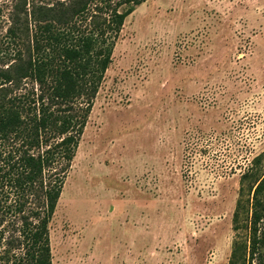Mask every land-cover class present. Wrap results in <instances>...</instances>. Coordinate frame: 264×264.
Listing matches in <instances>:
<instances>
[{
    "label": "rangeland",
    "instance_id": "rangeland-1",
    "mask_svg": "<svg viewBox=\"0 0 264 264\" xmlns=\"http://www.w3.org/2000/svg\"><path fill=\"white\" fill-rule=\"evenodd\" d=\"M69 1L0 0V68L11 38L31 43L41 17L26 13ZM263 176L264 0H145L124 19L70 162L51 263L260 264ZM255 228L264 235V215Z\"/></svg>",
    "mask_w": 264,
    "mask_h": 264
},
{
    "label": "trees",
    "instance_id": "trees-1",
    "mask_svg": "<svg viewBox=\"0 0 264 264\" xmlns=\"http://www.w3.org/2000/svg\"><path fill=\"white\" fill-rule=\"evenodd\" d=\"M143 1L70 0L38 5L25 15V19L41 17L33 19L31 43L20 41L19 45L11 38V61L0 68L2 264H52L49 223L64 179L120 28ZM100 13L107 15L97 19ZM81 17L89 21L83 24ZM16 29L15 24L8 29L10 36L15 37ZM24 79L37 85L36 93L13 91ZM261 190L264 176L253 192L251 239L252 255L256 252L264 264V250L257 248L264 247V235L257 236L255 228L264 215V201L258 197Z\"/></svg>",
    "mask_w": 264,
    "mask_h": 264
}]
</instances>
